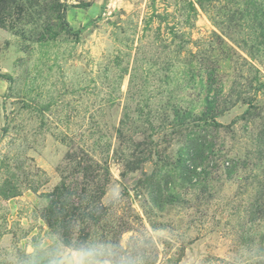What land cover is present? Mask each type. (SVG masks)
<instances>
[{"label": "rangeland", "instance_id": "rangeland-1", "mask_svg": "<svg viewBox=\"0 0 264 264\" xmlns=\"http://www.w3.org/2000/svg\"><path fill=\"white\" fill-rule=\"evenodd\" d=\"M0 264H264V0H0Z\"/></svg>", "mask_w": 264, "mask_h": 264}]
</instances>
